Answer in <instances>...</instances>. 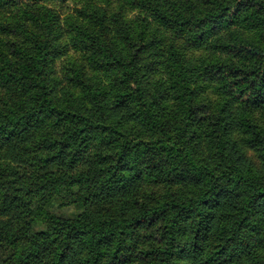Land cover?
<instances>
[{
  "label": "trees",
  "instance_id": "16d2710c",
  "mask_svg": "<svg viewBox=\"0 0 264 264\" xmlns=\"http://www.w3.org/2000/svg\"><path fill=\"white\" fill-rule=\"evenodd\" d=\"M0 264H264V0H0Z\"/></svg>",
  "mask_w": 264,
  "mask_h": 264
},
{
  "label": "rangeland",
  "instance_id": "374dc122",
  "mask_svg": "<svg viewBox=\"0 0 264 264\" xmlns=\"http://www.w3.org/2000/svg\"><path fill=\"white\" fill-rule=\"evenodd\" d=\"M58 211H60V210H58ZM62 212H65V210H64V211H62Z\"/></svg>",
  "mask_w": 264,
  "mask_h": 264
}]
</instances>
